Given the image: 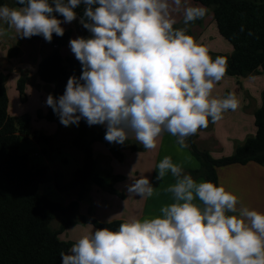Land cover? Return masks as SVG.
Segmentation results:
<instances>
[{
	"label": "clouds",
	"instance_id": "clouds-1",
	"mask_svg": "<svg viewBox=\"0 0 264 264\" xmlns=\"http://www.w3.org/2000/svg\"><path fill=\"white\" fill-rule=\"evenodd\" d=\"M15 2L16 7L0 5V24L22 38L40 35L47 42L54 33L64 34L54 13L71 23L74 9L86 6L80 23L91 36L69 42L82 74L70 76L58 98L46 99L65 127L82 118L89 126L106 124L109 143L123 144L132 135L146 150L156 149L167 132L183 148L210 120L239 107L232 93L212 95L226 74L225 58H213L187 32V25L205 17L206 7L189 0ZM178 15L185 27H175ZM156 169L158 181L169 173L174 178L166 188L174 202L157 216L82 235L60 253L61 264H264V212L238 208L236 194L211 181L197 182L170 156ZM154 191L145 176L128 186L129 194L141 198Z\"/></svg>",
	"mask_w": 264,
	"mask_h": 264
},
{
	"label": "trees",
	"instance_id": "trees-1",
	"mask_svg": "<svg viewBox=\"0 0 264 264\" xmlns=\"http://www.w3.org/2000/svg\"><path fill=\"white\" fill-rule=\"evenodd\" d=\"M192 1L211 10L218 33L232 46L230 54L210 52L213 58H225L226 74L247 76L259 70L264 73V0ZM3 4H7L6 0H0V5ZM85 7L81 3L74 9L79 18L83 16ZM54 15L63 19L58 13ZM69 36V29L64 30L63 36L54 33L49 42L51 51L36 64L37 78L51 85L50 94L55 98L64 93L70 76L78 78L82 74V65L75 57L62 56L59 52V47L66 44ZM17 51L16 46L8 49V56H14ZM6 79L7 74L0 71V264H61L60 253L68 252L71 243L61 240L58 235L77 219L96 228L112 230H117L123 223L120 219L101 222L92 216L78 214L79 201L86 195L89 183L115 192L113 183L122 178L110 169L97 171L92 141H102L118 161L123 159V155L117 143L105 140L107 128L91 131L82 118L70 140V145L81 152L82 162L68 181H61L60 172L50 174L44 164L30 163L27 153L19 150L21 138L30 135L51 148L52 137L40 130H31L28 114L9 115ZM25 80L23 76L17 80L20 94H23ZM45 117L48 121H59L49 106ZM253 123L254 134L246 137L231 154L218 158L196 146V134L188 137L190 152L199 163L197 169L188 173L194 179L202 177L218 185L216 169L219 166L251 161L264 166V90L260 106L253 112ZM124 143H130L129 139ZM131 146L141 147L136 142ZM48 181H52L58 191H75L74 198L67 203L50 200L39 191V184ZM54 218L58 219L56 228L50 225Z\"/></svg>",
	"mask_w": 264,
	"mask_h": 264
},
{
	"label": "crops",
	"instance_id": "crops-1",
	"mask_svg": "<svg viewBox=\"0 0 264 264\" xmlns=\"http://www.w3.org/2000/svg\"><path fill=\"white\" fill-rule=\"evenodd\" d=\"M14 2L15 0H6L7 5L10 7L17 6ZM189 3L201 6L199 3L192 0H189ZM207 10V14L203 19L196 20L195 22L187 25L188 34L192 35L196 42L202 46H204L203 39L205 27L207 24L211 23V18L213 19L211 10ZM176 19V25H178L177 27H185L182 22V15H178ZM60 20L61 26L64 30H70V36L66 44L59 47V52L62 56L75 57L69 46L70 40L78 37L88 38L91 36V33L82 26L78 16L71 23H65L64 19ZM0 28L6 29V35L0 37V63L3 62L0 70L6 72L7 79L10 74L15 75L16 78L18 76H23L25 78L29 77L31 73H25V71L27 69H32L34 75L33 80L39 86V92L41 93L43 90H47L48 92V90H51L50 84L39 81V79L35 76L37 62L40 58L51 51L52 47L50 43L40 35L32 36L31 38H22L17 36L14 29H8L6 25L0 24ZM216 31L217 28L215 25V28H211V32L213 34L212 38L214 39V44L216 43L217 47H212L210 44L205 45V47L214 53L230 54L232 51L231 44H227V42L219 38L218 35L220 34ZM215 32L216 34L214 35ZM15 46L18 48L17 53L14 56L9 57L8 49ZM254 76L245 77L225 74L222 80L216 83L212 95L217 98H223L229 93H232L238 100L239 107L235 111L228 110L224 112L222 119L215 123L210 121L207 128H202L196 133L197 142L203 138H206L209 141V147H206L203 150H206L212 157L218 158L231 154L234 148L243 142L246 137L254 134L255 127L253 123V112L260 106L261 103V93L264 90V74L259 73ZM7 82L8 81L5 82V88ZM26 85L27 80H25L24 84L25 91L27 90ZM8 107L9 106H7V111ZM47 109L48 107L43 114L47 113ZM45 122L44 123L47 125L48 130L42 127L45 125L43 123H41L40 127L42 128L39 130L52 137V147L49 148L50 150H59L60 147L71 146L70 140L77 131V125L65 127L60 123V120H46ZM105 128H107L106 124L89 126L91 131H97ZM129 137L134 139V136L132 135H129ZM117 145L120 144L117 143ZM125 147H127V149H124L123 159L121 161H117L102 141H92L91 148L95 159V166L100 168H96L97 171L110 169L114 174H125L124 172L131 174L134 172L137 174L133 177L130 176V178L126 177L124 181H117V183L114 184L116 189L126 193V198L120 200L122 204H120V206L116 209L113 207L116 200V196L114 194L101 190L98 186L94 185V183H89L87 186L88 192H86V196L80 200L78 204L79 214L88 215L90 213L95 217V219L101 222H107L115 219H120L123 222H126L136 218L143 219L157 216L160 214L159 209L162 206H165H159V202H157L156 199L157 197L165 196L168 204L174 202L172 194L166 191V188L174 183V178L171 174H167L162 181H158L156 179V176L158 175L156 165L159 161L164 156L171 157V154L175 151H181V153L174 154L171 158L174 163L183 167L186 174H189V170L197 169L199 166L198 161L196 159V161L193 160V155L189 156L190 154L188 153L187 148H181L176 143L174 136L167 132L163 133L160 137L157 148L154 150L145 149V151H130L127 145H125ZM60 159L62 163H67V159L65 157H61ZM97 163H99V165H97ZM59 170V168L54 169L51 167V171L49 170V172L50 174L54 171L60 172L61 178L63 179V172ZM216 173L218 186L223 185L226 190L236 194L239 198L240 203L237 205L238 208L248 207L249 209H256L264 212L263 165L252 161L245 164L233 163L217 167ZM143 176L149 179L155 189L154 195L150 198H141L139 195L129 194L128 192V186L133 182V180ZM195 180L200 182L203 181L204 178L197 177ZM125 183L127 184V187H125ZM122 186L123 188H120ZM74 192L75 191H71V193L69 192L68 197L63 203H67L73 199ZM137 198L139 201L136 200ZM123 206L124 208L120 210ZM148 206L150 207L148 208ZM75 228L76 226L72 223L62 232L65 230L70 231Z\"/></svg>",
	"mask_w": 264,
	"mask_h": 264
},
{
	"label": "rangeland",
	"instance_id": "rangeland-1",
	"mask_svg": "<svg viewBox=\"0 0 264 264\" xmlns=\"http://www.w3.org/2000/svg\"><path fill=\"white\" fill-rule=\"evenodd\" d=\"M207 9H209V8H207ZM211 23H212V26H211ZM211 23L207 24V26L205 24L206 27L204 30L205 32H204L203 43H204V46L207 44H210L212 47H217V44L216 43L214 44V39L212 38L213 34L211 32V28L212 27L215 28V24H214V21L212 18H211ZM177 26L178 25H175V27H177ZM216 32L214 33V35L216 34ZM217 35H218V33H217ZM218 36H219V38H221L222 40L227 42V44H230L221 35H218ZM223 54H225V53H223ZM2 65H3V62L0 63V67ZM0 71H2V70H0ZM2 72H5V71H2ZM25 73H31V75L29 77H26V80H27L26 89L27 90L25 91V87H24L23 94H20L19 90L17 89V80L21 76H18L16 78L15 75L10 74L8 77L9 80L8 79L6 80V81H8L7 85H6V91L8 94V106H9L8 111H9V114L13 117H18L22 114H28L30 116L29 126L31 123V126H30L31 129L39 130L40 128L43 127L44 129L48 130V127L46 125L47 123L45 122L47 120L45 117L46 113L45 114H43V113L45 112L46 108L48 107L46 105V99H47V96L50 94V90H48V92H47V90H43V92L40 93L39 89H38L39 86L33 80L34 79L33 70L27 69L25 71ZM259 73L264 74L262 71L259 70L255 73L247 75V76H254L255 74H259ZM35 76L37 77V75H35ZM41 123H43L45 125L40 127ZM51 134H54V133H51ZM174 138L176 141V137H174ZM128 139H129L130 143H127V144L124 143V144L118 145L122 155L124 154V149H127V147H125V145L128 146L130 151H145V148L143 147V145L138 143L135 139L130 138V137ZM133 142L138 143L139 145H141V147H139V148L132 147L131 145L133 144ZM195 144L201 150H203L206 147H209L208 146L209 141L206 138L201 139L199 142H197V140L195 138ZM183 148H185V147H183ZM186 148H187L188 153L190 154L189 156H192V154L190 152L189 145H188V138L186 141ZM19 150L27 153L29 160H30V163H32L34 165L46 164L49 167L50 171H51V167L54 169L59 168L60 169L59 171L63 172V179L61 178L62 182L69 180L72 171L81 164V159H82V154L72 146L60 147L59 150H56V149L50 150L48 144L43 143V142H37L30 135L27 137L21 138L20 143H19ZM177 153H181V151H175L173 154H171V157ZM61 157H65L67 159V163H62L60 161ZM193 157H191V158H193ZM193 160H195V157L193 158ZM97 165H99V163H97ZM96 168L100 169L98 166ZM99 172H102V171H99ZM124 173L126 175L125 174H119V175H122V178L120 180H118V182L124 181L126 179V177L130 178V176L133 177L137 174L134 172H132V174L128 173V172H124ZM116 183H117V181L113 183V188L115 189V192H111L107 188L98 186V188H100L101 190H104L105 192L110 193V194H114L116 196L115 197L116 200H115L114 206H113L114 209L118 208V206H120V204H122L120 202V200H123V198L124 199L126 198V193L124 191H120L114 187V184H116ZM94 185H96V184H94ZM125 187H127L126 183H125ZM120 188H123V186ZM39 191L41 193H43L47 198H49L50 200L55 201V202H64L65 199L69 195L68 194L69 192H61V191H58L57 189H55L54 185L52 184V181L43 182V183L39 184ZM87 192H88V190H87ZM119 193L123 194V196L121 197L119 195ZM156 199H157V202H159V206L168 204L165 196H159ZM136 200L139 201L138 198ZM134 204H135V200H134ZM149 207L150 206H148V208ZM123 208H124V206L121 207L120 210H122ZM80 215L81 214H79V216ZM85 215L94 217L90 213L88 215L84 214L83 216H85ZM57 224H58V219L54 218L51 221L50 225L52 228H56ZM73 224L76 226L75 229H72L70 231L65 230L64 232H61L58 235L61 240L69 241L71 243L70 247L82 235L93 232L95 229H97L92 224L83 223L79 219L74 221Z\"/></svg>",
	"mask_w": 264,
	"mask_h": 264
}]
</instances>
